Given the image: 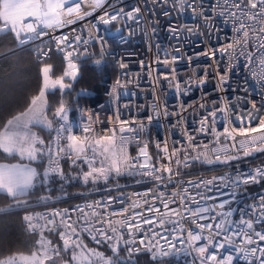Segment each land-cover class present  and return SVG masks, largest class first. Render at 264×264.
I'll use <instances>...</instances> for the list:
<instances>
[{
  "label": "snow or ice",
  "instance_id": "snow-or-ice-1",
  "mask_svg": "<svg viewBox=\"0 0 264 264\" xmlns=\"http://www.w3.org/2000/svg\"><path fill=\"white\" fill-rule=\"evenodd\" d=\"M107 3L108 0H0V33L10 32L20 45H24L48 36L49 31L54 32L83 21L98 9H104L103 14L98 17L103 25L123 16L134 20L141 11L139 7L128 12L123 8H112L109 11L105 8ZM163 3L168 4L169 0H163ZM82 5H86L87 9ZM171 5L179 12L192 8L197 13L191 0H171ZM211 11L216 16L225 17V22L232 24L233 36L218 47L197 53L196 58L203 56L210 60L209 67L214 66L216 69L220 90H223V85L228 82L230 74L239 67L243 58L249 71L261 84L264 95V70L259 73L252 71L257 63L264 69V0H213ZM198 14L204 17L206 24L211 22L210 17L204 16L202 6ZM164 15L169 13L165 11ZM95 31H98L96 24H91L90 37ZM92 38L103 40L100 36ZM52 39L55 42L54 48L40 49L38 53L42 62L40 71L43 80L38 94L32 96L25 111L12 115L0 126V150L8 157L18 156L21 160L29 161L27 164L0 163V194L11 198L13 202L7 209L0 208V212L11 208L25 210L23 221L26 231L38 234L39 239L30 255L9 256L0 259V264H58L59 260L63 264H136L133 256L142 251L150 253L153 260L173 254L177 240L187 244L189 249L198 254L200 264H233L235 256H243L248 264H252L253 259L257 264H264V243H261L264 242V230H261L264 229V195L259 196L257 203L246 205L245 208L232 207L241 188L264 182V165L247 173L225 172L222 176L206 180L176 179L181 176V168L189 169L197 163L230 167L234 160L264 153V101L259 105L252 102L243 115L234 118H229L227 105L201 103L199 108L203 110V114L199 127L194 131L186 130L183 134L184 144L173 147L170 156L167 155L169 148L165 143L163 152L169 165L157 167L149 162L151 157L148 155L147 143L139 149L137 157L129 154V144L139 143L141 133L147 127L143 121L121 120L117 114L118 128L98 132L89 126L82 127V134H73L69 110L61 100L53 113L57 120V126L53 128V121L48 118L46 111V93L57 89V86L60 91L72 87L71 83H65V78L76 79L79 68L73 57L79 59L83 54L79 52V47L81 43L87 45L88 40L82 41L80 35H75L73 41H69L67 35L53 36ZM53 51L62 54L67 61V70L55 79L50 75L53 66L43 63ZM176 51L179 53L180 50ZM84 52H87V48ZM180 59L183 57L176 55L159 62L162 65H175ZM192 59V56H188L187 62L191 64ZM222 64L224 72L220 73ZM120 67L125 68L127 65L121 63ZM176 72L175 66L169 70L173 79ZM207 77L206 69L202 76H198L194 69L193 75L184 81L186 91H191L193 85L203 87ZM164 78L167 79L168 76L165 75ZM174 87L180 92L181 81L175 80ZM116 91L113 87L112 93L115 94ZM164 114L168 115L166 111ZM218 116L224 118L225 126L222 129L216 127L220 122ZM152 120V116L147 117L149 124ZM33 127L54 131V139L46 145L45 140L33 132ZM196 133L207 137V142L198 140ZM238 137L241 139L238 140ZM159 147L157 144V148ZM173 157L175 168L170 166ZM45 159L47 166L42 172L32 166V162ZM65 159L70 160L79 170L77 174L68 175L64 172L61 161ZM125 176L139 177L136 183L147 181L154 186L143 192L133 193L132 198H126L123 194H109L100 200H86L71 211H27L32 207L28 200L30 194L34 190H42L52 179L59 178L65 183L76 180L98 190L97 185L104 184L107 187L110 179L118 180ZM170 185H175V189L170 192L162 190L168 189ZM212 186L216 187L221 197L230 198L218 199L207 195L206 192H210ZM228 188L233 191H223ZM112 190L108 189L109 193ZM50 200V195H41L35 203ZM185 222L192 227H186ZM46 232L56 233L63 242L62 245L53 244L45 235ZM137 233L141 234L139 246H136ZM84 234L91 237L97 245L107 244L112 255L106 257L103 252L89 248L84 243ZM125 234L128 239H125ZM160 240L167 243V249L160 244ZM202 240L205 243L197 246ZM210 247L232 251L218 255L216 251L210 252ZM122 248L126 249L127 257L120 255ZM67 253H70V259H64L63 254Z\"/></svg>",
  "mask_w": 264,
  "mask_h": 264
},
{
  "label": "built area",
  "instance_id": "built-area-1",
  "mask_svg": "<svg viewBox=\"0 0 264 264\" xmlns=\"http://www.w3.org/2000/svg\"><path fill=\"white\" fill-rule=\"evenodd\" d=\"M193 8L197 9L194 13L192 8H186L185 11L179 12L173 9L171 0L168 4H164L163 0H108L105 5L109 11L112 8H123L125 12L131 11L133 8L139 7L140 13L136 14V19L130 20L126 16L121 17L117 21H113L108 25H103L99 22L98 17L103 14L104 9H98L90 17H85L83 21H77L75 24L68 25L61 29H56L54 32L49 31V35L42 37L40 40L32 41L24 45H20L16 40L14 50L31 48L38 61H40L38 53L40 49L54 48L53 36L67 35L69 41H73L75 35H80L83 40H88V44L81 43L79 52L83 53L74 61L79 64L80 61L90 60L93 68L99 73L100 85L102 87L101 100L82 104L78 107L75 119L71 122L73 126V134H82V127L91 126L98 132L107 131L110 128H118L117 114L121 120L143 121L147 127L141 133L140 142H132L129 144V154L132 157L139 155V149L147 143V151L151 160V164L159 167L161 165H169L166 154L163 152L165 143L169 148L168 156L171 155L173 147H180L185 142L184 132L194 131L199 127V120L203 114V110L199 108L201 103L211 105L213 102L217 106L227 105L229 118H234L238 115H243L245 110L251 107L252 102L258 105L264 101L262 95V86L257 79L249 71V67L241 58L240 65L229 76V80L223 85V90L218 89V79L214 66L209 67L211 63L209 59L200 56L196 58V54L201 51H206L211 47H218L222 43L228 42L233 36L232 24L225 22L226 18L216 16L211 8L213 0H191ZM111 5V7H109ZM204 16L211 18V22L206 24L204 17L198 12L201 10ZM87 9L86 5H82ZM165 11L169 15H164ZM96 24L98 31L89 35V26ZM2 26V23H0ZM187 29H195L188 31ZM8 33L7 31L0 33V36ZM211 33V36L209 35ZM94 36L103 37V40L92 38ZM87 48V52L84 49ZM176 49H179L177 53ZM54 55H60L53 51L49 53L52 59ZM182 56L183 59L177 61L175 65H162L159 61L171 59V56ZM192 56V62H187V57ZM66 63L67 61L64 60ZM97 61H100L98 64ZM127 65L121 68L120 64ZM175 66L177 72L173 75L169 74V70ZM198 76H202L204 70H207V82L201 88L194 85L191 91H186L184 81L193 75V70ZM262 69L257 63L252 69L253 72L259 73ZM219 72H224L223 64L219 68ZM168 78L165 79L164 76ZM175 80L181 81V91L177 92L174 84ZM117 81L120 83L117 84ZM117 89L116 93H112V88ZM165 111L168 115H165ZM152 116L153 120L149 124L147 117ZM91 118V119H90ZM223 117L218 116L216 127L222 129L225 125ZM235 122V121H234ZM57 126V122L54 128ZM197 139L207 142L208 138L202 134L196 133ZM55 137V132L52 131L50 139L45 142L49 144ZM241 139L238 137V140ZM179 142V143H177ZM61 143H64L63 141ZM223 144V138L221 139ZM157 144L160 145L157 148ZM153 149L157 151L154 157ZM191 154V149L188 150ZM183 150H181L182 158ZM143 160V157H140ZM174 165L175 157L172 158ZM68 164L70 167H75L70 160H62L61 166ZM264 165V154L257 158H248L231 163L230 167L222 165H207L197 163L189 169L181 168V176L176 179L187 180H206L214 176H222L225 172H250L254 168ZM47 166V162H46ZM200 167L194 170L195 167ZM122 178L133 179L130 186L115 188L109 191L100 192L90 197H85L77 200L73 204H49L42 207L32 208L27 210L29 213L46 212L53 209H69L71 211L78 204H83L87 201L100 200L106 198L109 194L118 196L123 194L126 198H132L133 193L143 192L148 188L153 187L152 183L145 181L144 183H136L139 177L125 176ZM188 186L189 185H184ZM175 185H170L165 191H172ZM191 190V188H190ZM194 191V190H193ZM226 193L233 191L232 188L224 189ZM207 195L216 196L218 199L230 198L221 197L220 192L215 186H212ZM260 195H264V182L260 184H249L239 190L235 203L232 207L237 209L245 208L246 205L257 203ZM213 202V201H210ZM120 207V205H116ZM176 207V205H170ZM140 209H137L139 211ZM26 212L23 213V216ZM237 217L239 212H237ZM24 222V221H23ZM25 223V222H24ZM186 227H192L185 222ZM258 229L260 226H257ZM264 230V229H261ZM36 234V233H32ZM48 234L47 232L45 235ZM38 235V234H37ZM186 235V233H185ZM84 238L92 244L97 245L91 240L87 234ZM125 239H128L125 234ZM141 234H136L137 245ZM158 239V238H157ZM171 239V237H169ZM205 243L200 241L197 246ZM264 243V242H261ZM160 244L167 249L168 245L164 240H160ZM126 255V249L122 248ZM209 251H216L217 254L231 252V249H214L209 248ZM148 253L142 251L139 254ZM137 255V254H134ZM179 256L182 259L197 261L200 264V257L193 250L189 249L187 244H182L179 240L176 241V249L173 254L167 257ZM233 264H248L243 256H235ZM252 264H257L253 259Z\"/></svg>",
  "mask_w": 264,
  "mask_h": 264
},
{
  "label": "trees",
  "instance_id": "trees-1",
  "mask_svg": "<svg viewBox=\"0 0 264 264\" xmlns=\"http://www.w3.org/2000/svg\"><path fill=\"white\" fill-rule=\"evenodd\" d=\"M15 47L16 39L13 34L8 32L0 36V126L7 119L11 118L12 115L25 111L32 96L38 94L43 83L42 73L40 71L42 62L37 60L34 51L31 48L14 50ZM49 62L52 65L54 63V66H56L53 71L54 75H63V72L67 70V64L60 55H54L52 59L43 61V63ZM78 68L76 80L73 82V90L49 92L47 114L48 118L53 121V128L57 122L53 116L56 108H54L55 101H59L60 103L63 100L69 110L70 118L75 119L77 109L80 105L94 103L102 98L101 77L91 65V61H80ZM80 90H83V92H80ZM35 129L40 134V138L44 139L45 142L50 139L52 132L41 127H36ZM37 146L39 147V145ZM153 155L154 157L157 155V151L154 149ZM0 161L10 163L27 162L21 160L18 156L8 157L2 150H0ZM34 165L38 171L42 172L46 167V159L44 161H37ZM62 168L68 175H75L79 171L76 167H70L68 164H64ZM199 168L197 166L194 170ZM120 179L126 181V184L118 188L130 186L134 181L129 178L120 177ZM115 188L117 187L113 180L108 182L107 187L104 184H99L97 185L98 190H93L91 185L85 186L76 180L65 183L59 178H55L50 180L49 184L44 186L42 190H34L33 194H30L28 200L32 207L28 210L49 204H73L81 198L90 197L100 192L108 191V189ZM41 195H50L51 200L46 203L36 204V200ZM12 203L11 198L0 194V208L7 209ZM24 212L25 210L20 208H11L8 211L0 212V259L17 253L30 254L34 250L39 236L26 231V225L22 218ZM46 236L47 238H52L53 242L62 243L56 233H48ZM83 239L90 247L101 250L106 257L112 255L107 244L94 245L86 238L83 237ZM120 255L127 257L123 249ZM133 259L136 264H199L197 261L192 263L191 260L182 259L179 256L153 260L150 253L134 255Z\"/></svg>",
  "mask_w": 264,
  "mask_h": 264
},
{
  "label": "rangeland",
  "instance_id": "rangeland-1",
  "mask_svg": "<svg viewBox=\"0 0 264 264\" xmlns=\"http://www.w3.org/2000/svg\"><path fill=\"white\" fill-rule=\"evenodd\" d=\"M66 63V62H65ZM48 64H51L52 65V63H48ZM67 64V63H66ZM79 65V64H78ZM53 67H52V72L50 73V75L52 76V78L53 79H55V78H57V77H59V75H54L53 73V71H54V68L56 67V66H54V63H53V65H52ZM76 80V79H75ZM75 80H71V78L70 77H66L65 78V83H71L72 84V87H73V82H75ZM43 81V80H42ZM72 87L70 88V89H65V90H63V91H61V92H65L66 90H73L72 89ZM57 90H59L58 89V86H57V89H55V90H49V92H53V91H57ZM60 91V90H59ZM49 92H47L46 93V97H47V102H48V106H49V100H48V96H49ZM80 92H83V90H80ZM55 99H57V98H55ZM47 106V107H48ZM59 106V101H55V105H54V108L55 107H58ZM72 121V120H71ZM260 154H262V153H256V154H254V155H252V156H249V157H243V158H241V159H239V160H243V159H250V158H257ZM239 160H234V161H232L231 163H233V162H236V161H239ZM0 163H5V162H3V161H0ZM7 163H9V164H15V162H7ZM32 166L33 167H36V166H34V164H32ZM111 180V179H110ZM114 181V183L117 185H119V186H121V185H125L126 183V181H122L120 178H118V180H113ZM110 182V181H109ZM48 239H50V240H52L53 241V239L52 238H50V237H48ZM63 243V242H62ZM62 243H60V242H53V244H60V245H62ZM85 244H87L86 242H84ZM88 245V244H87ZM88 247L89 248H94V247H90L89 245H88ZM96 249V248H95ZM96 250H98V251H100V252H102L101 250H99V249H96ZM31 254V253H30ZM30 254H23V255H30ZM14 255H20V253H17V254H12V255H10V256H14ZM64 255V259H70V253H68L67 255H65V254H63ZM9 257V256H8ZM7 258V257H6ZM6 258H4V259H6ZM58 264H63V261L62 260H59L58 261Z\"/></svg>",
  "mask_w": 264,
  "mask_h": 264
},
{
  "label": "crops",
  "instance_id": "crops-1",
  "mask_svg": "<svg viewBox=\"0 0 264 264\" xmlns=\"http://www.w3.org/2000/svg\"><path fill=\"white\" fill-rule=\"evenodd\" d=\"M1 23H2V22H1ZM47 108H48V107H47ZM46 111H47V109H46ZM47 115H48V114H47ZM69 117H70V116H69ZM70 120L73 121L74 119H71V118H70ZM72 121H71V122H72ZM35 128H36V127H33V129H32L33 132H35L39 137H41L40 134L36 131ZM25 161H27V160L25 159ZM5 163H7V162H5ZM15 163H23V164H27V163H29V161H27V162H15ZM34 163H35V162H32V164H34ZM34 166H35V165H34Z\"/></svg>",
  "mask_w": 264,
  "mask_h": 264
}]
</instances>
